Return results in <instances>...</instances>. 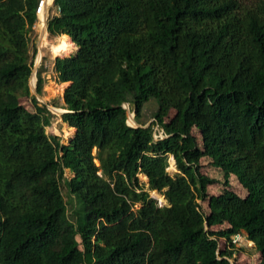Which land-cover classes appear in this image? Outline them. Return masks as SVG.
<instances>
[{"label":"trees","instance_id":"16d2710c","mask_svg":"<svg viewBox=\"0 0 264 264\" xmlns=\"http://www.w3.org/2000/svg\"><path fill=\"white\" fill-rule=\"evenodd\" d=\"M38 3L0 0V264H232L220 239L243 232L264 264V0H56L48 33L78 46L54 62L67 144L30 86ZM204 157L247 195L211 196Z\"/></svg>","mask_w":264,"mask_h":264},{"label":"rangeland","instance_id":"374dc122","mask_svg":"<svg viewBox=\"0 0 264 264\" xmlns=\"http://www.w3.org/2000/svg\"><path fill=\"white\" fill-rule=\"evenodd\" d=\"M57 11V8L53 5L49 7L48 16L54 15ZM46 20V19H45ZM41 21V18H38V21L35 25V30L31 35L30 40V49L31 52H34V49H37V53L35 55V64L33 70L36 68L37 73L40 69L43 68V78H44V88H43V94L41 96L43 97V100H39L41 103H44L49 105L50 107L57 108L55 111L53 108L49 109L53 113L52 117V123L46 127V131L50 135H56L60 138L62 143H69L71 139L75 136L77 130L76 128H73L69 126L68 123L63 121L62 113H60L65 106L64 102V92L66 87L69 85V83H61L57 79V74L54 70V62L57 55H55L51 49H49L48 46H46L47 38L51 40L53 43H57L59 37H55L50 35L49 33H45V36H43V24L46 25V21ZM42 22V23H41ZM48 23V21H47ZM47 32V31H46ZM78 48H75L71 53L66 54V56H70L74 53H76ZM35 82L36 85L38 83V75L35 76ZM32 93L34 94V91L32 90ZM155 105H150L152 102ZM149 103H146L144 107V112L149 113V116L151 117L150 122L154 120V113L155 109H158V102L155 98L151 99ZM21 104L24 105L27 110L34 111V106L28 97L21 98L20 100ZM149 107V108H148ZM128 109V108H127ZM131 112L134 113L131 109V106L129 104L128 113ZM135 114V113H134ZM132 118V117H131ZM130 118V120H131ZM135 119V117H134ZM129 120V123H130ZM134 125V124H133ZM195 134L197 135L200 142H203L202 140V134L201 131L198 129L194 130ZM163 133V130L156 125L155 126V134L161 136ZM161 138V137H160ZM94 154H97V149H94ZM96 163L99 165L100 162L98 159L95 160ZM202 164V171L203 173L209 175L210 177L217 180L216 183L210 184L208 187V191L211 196H217L221 193H223L226 190L234 191L235 193L245 196L248 193V189L245 187L246 185L241 184V181L238 176L231 175L229 179H226L224 172L217 167L214 164V159L211 157H204L201 159ZM173 168V157L170 159V166L168 168V171L174 175L178 170ZM73 176V173L66 169L64 179L62 180V188H63V194L65 196V199L67 200L69 212L71 213L73 209H75V206L77 204L76 196L75 194L70 190L69 186L67 185L65 178L70 179ZM142 181L147 182V179L143 177V174L140 175ZM152 197L158 199L159 204L163 205L166 204L167 201H162L159 197L156 195L158 193L157 191H151ZM163 196V195H162ZM165 198V197H164ZM200 203L203 205L205 210H208V202L199 200ZM225 226H215V229H223ZM78 242L81 243L82 239L80 236L77 237ZM237 248L236 253L234 254L233 258H231V263H239V264H258L260 260V253L259 250L256 248L254 242L250 241L247 237L246 232H243L241 236L239 234L234 235L231 240L222 238L220 239V249H225L226 247H234ZM83 249V246H80Z\"/></svg>","mask_w":264,"mask_h":264},{"label":"bare ground","instance_id":"6f19581e","mask_svg":"<svg viewBox=\"0 0 264 264\" xmlns=\"http://www.w3.org/2000/svg\"><path fill=\"white\" fill-rule=\"evenodd\" d=\"M51 1L52 0H48V5H49V3ZM47 10H48V7L46 6L44 8L43 12L40 15V18H41L42 22H44V20L47 18ZM44 26H45V24H43V31H42L43 32V36H45ZM46 46H48L49 49H51L52 52L55 55H57V56H66V54L71 53L73 50H75V48H78V46L72 41V39L69 36H66V35L59 37L57 43H53L51 40H49L47 38ZM133 119H134V117H133ZM136 125H137V123H136ZM145 179H148V178L145 177Z\"/></svg>","mask_w":264,"mask_h":264},{"label":"water","instance_id":"95a60500","mask_svg":"<svg viewBox=\"0 0 264 264\" xmlns=\"http://www.w3.org/2000/svg\"><path fill=\"white\" fill-rule=\"evenodd\" d=\"M47 21H48V16H47V18H46V31L48 30V23H47ZM35 76H37V69L35 68L34 70H33V73H32V76H31V79H30V86H31V89L34 91V95H36V97L38 98V100H43V97L41 96V94H39V92L37 91V85H36V82H35ZM47 104V103H46ZM125 107H126V109L128 108L129 109V103H125V105H124ZM48 107H50L49 105H48ZM51 109L53 108L55 111H57L56 109L57 108H55V107H50ZM127 109V110H128ZM65 112H67V110L66 109H63V111H61L60 113H65ZM128 116H129V120H130V118L133 116V117H135V114L133 113H131V112H129L128 113ZM129 120H128V122H129ZM136 121V120H135ZM136 123H137V125H132V126H136V127H139V126H142L141 124H139L137 121H136ZM130 124V123H129ZM150 125V123H148L147 125H145L144 127H148Z\"/></svg>","mask_w":264,"mask_h":264},{"label":"built area","instance_id":"2783aa9c","mask_svg":"<svg viewBox=\"0 0 264 264\" xmlns=\"http://www.w3.org/2000/svg\"><path fill=\"white\" fill-rule=\"evenodd\" d=\"M55 1L56 0H52L49 3V5H48V0H39L38 7H37V15H38V17L40 18L41 13L43 12V10H44V8L46 6L48 7L47 16H48L49 7L52 6V5L57 8L56 13H59L61 11V7L60 6H55ZM160 134H161V136H160L161 138L165 137L164 134H162V133H160ZM155 136H156V138H159V135L155 134ZM239 236H241V235L239 234Z\"/></svg>","mask_w":264,"mask_h":264},{"label":"crops","instance_id":"0c3cea01","mask_svg":"<svg viewBox=\"0 0 264 264\" xmlns=\"http://www.w3.org/2000/svg\"><path fill=\"white\" fill-rule=\"evenodd\" d=\"M45 27V26H44ZM62 36H65V35H62ZM66 36H68V35H66ZM55 37H61L60 35H58V36H55ZM68 83V82H67ZM65 102V101H64Z\"/></svg>","mask_w":264,"mask_h":264},{"label":"clouds","instance_id":"9594fccd","mask_svg":"<svg viewBox=\"0 0 264 264\" xmlns=\"http://www.w3.org/2000/svg\"><path fill=\"white\" fill-rule=\"evenodd\" d=\"M39 18V17H38ZM49 18V17H48ZM47 33H48V30H47ZM240 235H242L241 233H240Z\"/></svg>","mask_w":264,"mask_h":264}]
</instances>
